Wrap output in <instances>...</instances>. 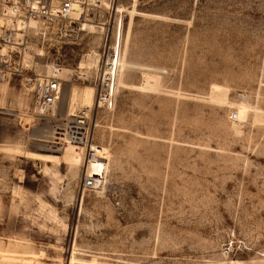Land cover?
I'll return each instance as SVG.
<instances>
[{"label": "rangeland", "instance_id": "374dc122", "mask_svg": "<svg viewBox=\"0 0 264 264\" xmlns=\"http://www.w3.org/2000/svg\"><path fill=\"white\" fill-rule=\"evenodd\" d=\"M102 6L65 37L35 28L20 71L0 74V241L29 245L30 264H264V0ZM120 31L137 66L107 104L102 49ZM29 77L63 83L47 117L89 110L110 152L101 187L82 190L83 167L59 156L64 122L42 119Z\"/></svg>", "mask_w": 264, "mask_h": 264}, {"label": "built area", "instance_id": "2783aa9c", "mask_svg": "<svg viewBox=\"0 0 264 264\" xmlns=\"http://www.w3.org/2000/svg\"><path fill=\"white\" fill-rule=\"evenodd\" d=\"M104 11L102 0H0V74L20 71L13 65L32 32V22H37L44 30L65 37L72 32L73 26L99 21ZM112 53L113 46L110 43L104 45L103 66L97 82L101 89L99 98L105 99L106 103L109 96L107 89L113 81L112 73L108 72ZM27 84L32 87L33 104L40 113L50 112L59 103L63 83L58 77L39 80L29 77ZM63 122L64 130L60 133H65L71 142L86 147L84 161L94 158L97 154L92 146L91 121L86 110H81ZM94 187L95 178L85 174L81 180L82 190Z\"/></svg>", "mask_w": 264, "mask_h": 264}, {"label": "bare ground", "instance_id": "6f19581e", "mask_svg": "<svg viewBox=\"0 0 264 264\" xmlns=\"http://www.w3.org/2000/svg\"><path fill=\"white\" fill-rule=\"evenodd\" d=\"M31 27L33 28V29H31V31L32 30L34 31V29L40 27V25L37 22H32ZM120 35H121V31L118 34V39H117V35H116V42H115V45L113 46L112 57L109 58L110 66L108 67V72L112 73V76H113L112 84L107 89V94L110 97H112L114 95L115 90H116V78H117L116 76H117L118 69L122 66L123 67L124 66L125 67H136L137 66L134 63L124 62L121 59V57H120ZM42 54H43V52L40 50L37 53V55H39V56H42ZM33 62H35V61H33ZM28 65H27V67H28ZM138 67L147 68L144 65H138ZM86 112L88 113V116H90L89 110H86ZM246 115H247V109L245 106L241 105L240 108L236 111V119H234V126L239 127L242 124L243 120L246 118ZM40 116L47 117L46 115H44L42 113ZM64 138H65V142L71 143L69 145L68 155L66 158V164L68 165L69 169L70 170H76V169H79L80 167H83L84 172L82 175L84 176L86 174L87 176H93L95 178V186L101 187L104 183L103 178L101 176V170L106 165V163L108 161L109 153H110L108 147L92 144L93 148L96 150L97 155L94 158H92L90 161L87 162V161H84V158H85L84 157L85 154H83L84 150L81 149L79 146L84 147L85 150H86V147L71 142L69 140V137L65 136V133H64ZM87 165H88V167H87ZM87 169H88V172H90L91 174L85 171ZM96 187H94V189ZM0 239H1V237H0ZM11 240H12V238H11ZM27 247H29V245H25V243H22V241L10 242L8 246L5 245L4 242L2 243L0 241V263L30 264V263L36 261L37 258L35 257L34 251H21L20 250V248H27ZM75 251L76 250H74L73 252L75 253ZM20 253H22V255ZM25 254H27L28 257L25 256ZM67 264H76V263H73L70 261Z\"/></svg>", "mask_w": 264, "mask_h": 264}, {"label": "crops", "instance_id": "0c3cea01", "mask_svg": "<svg viewBox=\"0 0 264 264\" xmlns=\"http://www.w3.org/2000/svg\"><path fill=\"white\" fill-rule=\"evenodd\" d=\"M42 119H44V120H49L48 121V125H50L49 123L51 122H53L52 124H53V126H59L60 124H61V122L63 121V119L62 118H58V117H55V118H49V117H42ZM55 120V121H54ZM45 123H47V122H45ZM51 127V126H50ZM63 135H64V133H63ZM34 137H35V135H34ZM63 141H64V145H63V147L61 146V144H55V146H56V149H60L61 147H62V149H60V153H59V156L62 158V160L64 161V163H66V158H67V155H68V149H69V145H70V143L68 142V143H66L65 144V138L63 137ZM0 145H2V144H0ZM60 147V148H59ZM17 156H18V154H17ZM20 156V155H19ZM21 157H29V158H33V159H36V160H40L38 157H36V156H27L26 154H22L21 155ZM58 225H60V224H58Z\"/></svg>", "mask_w": 264, "mask_h": 264}]
</instances>
